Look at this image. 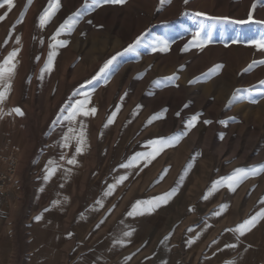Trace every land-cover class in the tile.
<instances>
[{"label":"rangeland","instance_id":"1","mask_svg":"<svg viewBox=\"0 0 264 264\" xmlns=\"http://www.w3.org/2000/svg\"><path fill=\"white\" fill-rule=\"evenodd\" d=\"M60 3L43 27L38 18L48 0H14L6 19L0 21V61L19 49L10 94L0 104V109H7L0 114V214L9 216L11 222V243L1 253L3 264H72L80 260L85 264H148L147 235L134 233L139 229L137 222L144 220L129 218L127 212L139 194L143 200L148 188L169 182L177 187L185 182L199 186L185 196L181 214L187 217L194 212L190 210L194 201L206 195L203 201L208 205L211 198L226 205L203 225L208 227L203 231V245L213 231L210 237L222 244L216 247L218 256L203 264H264V218L243 235L227 231L264 210V171L249 176L235 191L224 185L208 192L213 181L234 169L264 164V93H243L249 98L226 106L236 89H264L259 83L264 80V64L244 71L253 60L264 59V52L247 42L264 34V24L208 18L245 20L253 0H189L187 4L184 0H155L151 12L149 0L101 4L89 9L71 34L61 33L57 39L68 43L53 49L56 28L83 0ZM5 11L7 7L0 9V15ZM198 12L207 15L197 16ZM253 19L264 20V0H258ZM201 26L202 38L211 43L203 49L190 46L185 50ZM137 36L141 40L134 50L124 52ZM163 42L168 43V51H159ZM50 51L56 53L51 69L42 73ZM117 52L122 55L106 76L85 83ZM215 65L223 67L204 78L202 74ZM173 74L178 78L164 80ZM85 93L90 97L86 109L95 107L97 112L77 116L69 124L63 117ZM13 107L24 114L8 115ZM112 112L117 115L109 124ZM197 113L198 121L189 130L187 121ZM154 114L160 118L146 124ZM205 120L212 123L205 124ZM81 121L85 143L82 153L76 154L75 137L64 147L63 135L70 127L78 135ZM185 131L187 135L178 144L164 149L151 163L140 160L127 170L119 167L136 153L151 151L149 140ZM73 156L77 163L69 165L67 159ZM49 161L58 167L46 181ZM186 165L189 171L177 183ZM164 169L168 171L159 180ZM120 175H128V179L105 196L107 186ZM54 200L60 203L53 205ZM41 214L42 226L38 227L35 217ZM186 219L187 225L199 220ZM178 221L171 219L172 230L179 226ZM129 230L132 235L122 237ZM120 238L124 244H115ZM174 238L179 243L184 235ZM228 241L236 247L226 248ZM132 242H136L134 247ZM159 243L158 237L154 245ZM173 254V264H190Z\"/></svg>","mask_w":264,"mask_h":264},{"label":"snow or ice","instance_id":"2","mask_svg":"<svg viewBox=\"0 0 264 264\" xmlns=\"http://www.w3.org/2000/svg\"><path fill=\"white\" fill-rule=\"evenodd\" d=\"M29 3H31V0H28ZM125 0H83V4L76 10L75 13L69 15L66 17L62 23L56 28L52 40L54 41L53 44L50 45L51 48H55L56 46H65L68 41L65 40H59L57 39L58 36L61 35V33H67L71 34V32L74 30L75 26L79 23V20L87 14V11L92 8L100 7L101 4H123ZM161 2H165V0H161ZM167 2H171V0H167ZM189 0H184V3L187 4ZM258 0H253V4L251 6L252 10H249L247 13V19L245 20H231L228 17H208L209 19H215L219 21H225L228 23H235V24H248V23H259L264 24V20H254L253 19V10L256 7ZM7 7V11H5L2 15H0V21H3L6 19L8 13L11 11V9L14 7V0H2L0 2V9H3ZM27 7V5H26ZM61 7L60 0H48V6L43 10V12L40 14L38 18V23L41 27L45 26L52 17L56 14V11L59 10ZM24 13H21V17H23ZM197 16H206V13L198 12L196 13ZM22 22V20H18L17 23ZM90 23V21H89ZM15 25H13L14 29ZM203 31V26L201 28L197 29L196 32L192 34V40L188 42V44L185 45V50H187L190 46H195L197 48L203 49L204 46L211 43L209 39L202 38L201 33ZM141 40L140 36H137L135 41L133 43H130L123 51L129 52L134 50L136 44H138ZM17 42H19V37H17ZM238 42V41H233ZM249 44L255 46V48L261 52H264V34H261L259 37L250 39L247 41ZM7 43V40H5V44ZM152 50L155 52L157 51V46L154 44L152 47ZM169 45L167 42H163L162 45L159 47V51H168ZM19 49H13L8 53V55L0 61V104H3V102L7 99V96L10 94L11 91V85L12 80L14 78L15 69H16V62L15 57L18 54ZM56 55L54 51H50L47 61L45 62L44 67L41 69V72L49 71L51 69L53 58ZM122 55L121 52H117L115 55L107 59L103 65L99 68L98 72L91 78V80L86 81L85 83L91 84L92 80H97L103 76H106V74L111 69L113 63L116 61L117 57ZM38 59V58H37ZM264 64V59H261L259 61L253 60L247 68L244 69L245 72L251 71L252 68L257 64ZM183 67V66H181ZM222 65H215L212 69H209L208 72L203 73L202 76L204 78H207L212 72L218 71L221 69ZM178 76L176 74H173L172 76L165 77L164 80L172 81L174 79H177ZM196 79H200V77H197ZM193 81H190L189 83H192ZM261 85H264V80H261L259 82ZM83 87V86H81ZM252 91H258L261 93H264V89H255L254 87H250L247 89H236L229 102L228 105L230 106L234 102H239L242 99H248L249 97L245 96L243 93H251ZM123 99V97L121 98ZM90 97L87 93L84 94L83 99L77 100L74 104H72L67 112L68 114L63 117L64 120L68 121L69 124L74 122L77 118V116H83L88 117L89 115H94L97 112V109L95 107L87 108L86 105L89 103ZM252 103H256L257 101L252 99ZM140 107V106H138ZM187 107V105H185ZM119 108V105L117 106ZM166 111V110H165ZM12 113H15L17 115H23L22 109L19 107H13L8 111V115H11ZM0 114H2V109H0ZM117 115L116 112H112L111 116L108 118V123L113 122V118ZM179 115V113H177ZM200 114L197 113L190 117V119L187 121V128L190 130L195 123L198 121ZM160 118L158 114H154L152 117L149 118V120L146 122V124H150L154 119ZM57 123V121H53V124ZM205 124L212 123L211 120H205ZM221 123H224L221 121ZM84 125L83 122H80V130L79 134L76 135V130L73 127H70L68 129V132H66L63 135V141L64 147H68L70 144L71 139L75 137L77 143L75 147V153L80 154L83 151V145L85 143V135L83 131ZM184 135H187V131L183 133H174L166 137H158L151 139L147 142L148 146L151 148V151H144V152H138L134 156L130 157L126 163H122L119 165L120 168L123 169H129L133 167V163L136 161L144 160L145 163H151L155 157L162 152L164 149L170 146H175L178 144V142L182 139ZM61 159H64L63 156H61ZM67 163L69 165H75L77 163L76 157L73 156L70 159H67ZM191 164V161L189 162V165ZM189 165H186L184 170L181 173V176L177 183L180 182V180H183L185 178L184 173L189 171ZM58 165L55 164L53 161H49L48 164L45 165V171L46 175L44 176V180H49L52 175L55 174L56 169ZM68 171H71V169H68ZM168 169H164L158 178L159 180H162L164 175H166ZM260 171H264V164L262 165H252L249 167H238L234 169L230 174L222 176L218 178L217 180L213 181L210 188L208 189V192L211 193L212 191L218 189L219 186L226 185L227 188L230 191H235L236 187L246 180L249 176H254L259 174ZM128 179V175H120L115 179V182L113 184H110L107 186V190L104 192V195H110L117 185L123 183ZM176 187H173L171 190L164 192L156 197H153L148 200H137L135 203L131 205V210L127 212L128 216H135L138 214H143L145 212H151L155 208L159 207L162 204H166L169 200V198L175 193ZM204 199H207V195L203 197ZM67 199V198H65ZM59 200L52 201L53 205L59 204ZM97 203H101V201H97ZM221 208H225L226 205H221ZM49 209H45L44 211H48ZM191 210V209H190ZM219 214V212L215 213ZM42 218V214L35 217L37 221H39ZM264 218V210H261L257 212L255 215L250 216L249 218L243 220V222L237 224L234 228L228 229L227 231H232L235 233H238L239 235H243L246 232L250 231L251 228L255 226V224L258 222L259 219ZM103 223V221H101ZM99 227V225H97ZM191 230V229H189ZM71 235V234H69ZM132 235V230L125 231L122 234V237H130ZM239 235L237 236V240L239 239ZM168 237H165V240H167ZM124 239L120 238L114 241L115 244H124ZM163 243V241L161 242ZM212 243H216L214 240ZM226 248L228 247H236V244L231 245H225ZM225 264H234V261H226Z\"/></svg>","mask_w":264,"mask_h":264},{"label":"crops","instance_id":"3","mask_svg":"<svg viewBox=\"0 0 264 264\" xmlns=\"http://www.w3.org/2000/svg\"><path fill=\"white\" fill-rule=\"evenodd\" d=\"M187 184L188 182H185L184 185H180L177 187L171 182H169L168 184H165L163 186L157 185L156 187L152 186L148 188L145 191L146 194H144L146 200L156 197L164 192H167L173 187H176L177 190L169 198L166 204L160 205L150 213L145 212L143 214H138L135 216H128L129 218H137L144 220L141 222H137L136 227H138L139 229L134 233L140 235V233L143 232L144 234L141 235H147L148 244L144 248H146L149 252L147 256L148 264H173L172 258L175 257V254H173L175 252L178 253L179 260H185L190 264H203V260H211L218 256L217 253H215L217 251L216 247L217 245L222 244L220 242L212 243L216 239L214 237H210V235L215 234V232H211L206 238V240L209 239V241L205 244V246L203 245L202 236L204 229L208 228L203 227V225L209 219L215 218L217 216V214L215 213H220V211L222 210V208L220 207L221 203H218V198L215 201L213 198H211L210 200L212 202L210 205H208V202L203 201V198L201 197L197 201H194V206L191 207V210L194 211L193 214L189 215L188 217L186 214H181L184 210L185 196L190 194L192 189H194L195 192L199 190V186L197 184ZM133 187L134 185L131 186V190H133ZM139 195L140 197L137 198L138 200H140L142 197L141 194ZM145 197H143V200H145ZM204 205L206 206V210H204ZM204 211H206L205 214ZM125 215L122 217L125 218ZM176 218H179V226L175 230H172L171 219ZM186 218H194L199 220L196 221L193 225H187ZM204 218H206L205 222L203 221ZM133 224L135 225L134 222H132V225ZM10 225V217L4 214H0V264H3L4 262L2 259L3 254L1 253L7 250V248H9L8 246L11 243ZM36 225L38 227L42 226L41 219L36 222ZM172 233L175 236L178 234L184 235V240L182 242L177 243V239L174 238V235L173 237H171L172 235L170 234ZM167 235L169 237L167 240H165V237H167ZM158 237L160 238V243L154 245V240H156ZM162 241L163 243H161ZM135 243L136 242H132L131 247H134ZM228 243L229 241L227 242V245ZM242 250H244V248ZM83 262L84 261L80 260L78 262L73 263L85 264ZM121 262H123V258L121 259Z\"/></svg>","mask_w":264,"mask_h":264},{"label":"bare ground","instance_id":"4","mask_svg":"<svg viewBox=\"0 0 264 264\" xmlns=\"http://www.w3.org/2000/svg\"><path fill=\"white\" fill-rule=\"evenodd\" d=\"M150 1V3L152 4L151 5V7H149V11L151 12V9L153 8V6L155 5V0H149ZM3 107V106H2ZM2 111H6L7 112V109H4V107H3V109H2Z\"/></svg>","mask_w":264,"mask_h":264}]
</instances>
